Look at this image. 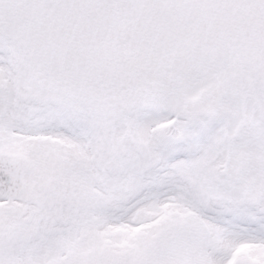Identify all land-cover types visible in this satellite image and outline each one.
Instances as JSON below:
<instances>
[{
  "label": "snow or ice",
  "instance_id": "snow-or-ice-1",
  "mask_svg": "<svg viewBox=\"0 0 264 264\" xmlns=\"http://www.w3.org/2000/svg\"><path fill=\"white\" fill-rule=\"evenodd\" d=\"M0 264H264V0H0Z\"/></svg>",
  "mask_w": 264,
  "mask_h": 264
}]
</instances>
